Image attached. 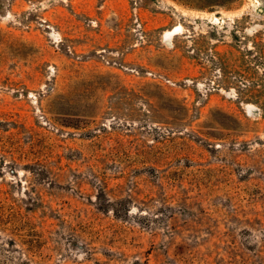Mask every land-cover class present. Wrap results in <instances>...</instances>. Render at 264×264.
Instances as JSON below:
<instances>
[{
  "label": "rangeland",
  "instance_id": "374dc122",
  "mask_svg": "<svg viewBox=\"0 0 264 264\" xmlns=\"http://www.w3.org/2000/svg\"><path fill=\"white\" fill-rule=\"evenodd\" d=\"M0 264H264V0H0Z\"/></svg>",
  "mask_w": 264,
  "mask_h": 264
},
{
  "label": "bare ground",
  "instance_id": "6f19581e",
  "mask_svg": "<svg viewBox=\"0 0 264 264\" xmlns=\"http://www.w3.org/2000/svg\"><path fill=\"white\" fill-rule=\"evenodd\" d=\"M183 15H185V13L183 12ZM213 20H217V18H213ZM249 32V31H248ZM254 32V31H253ZM175 33L171 32V31H168L164 34V38L167 40V41H171V37L174 35Z\"/></svg>",
  "mask_w": 264,
  "mask_h": 264
},
{
  "label": "built area",
  "instance_id": "2783aa9c",
  "mask_svg": "<svg viewBox=\"0 0 264 264\" xmlns=\"http://www.w3.org/2000/svg\"><path fill=\"white\" fill-rule=\"evenodd\" d=\"M149 76H152V77H154L155 78V75H153L152 73H150V74H148ZM167 84H169V85H171V83H170V81H165Z\"/></svg>",
  "mask_w": 264,
  "mask_h": 264
}]
</instances>
